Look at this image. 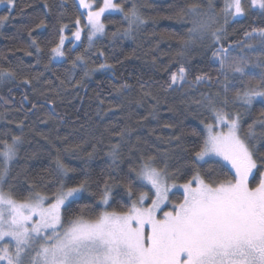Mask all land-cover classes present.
<instances>
[{
  "label": "snow or ice",
  "instance_id": "6c2138e0",
  "mask_svg": "<svg viewBox=\"0 0 264 264\" xmlns=\"http://www.w3.org/2000/svg\"><path fill=\"white\" fill-rule=\"evenodd\" d=\"M0 4L7 6L9 14L16 7L15 0H0ZM49 7L45 0L44 9ZM59 7L66 8L67 4L62 2ZM74 7L86 10V15L80 11L76 16L73 45L83 42L86 31L88 46L83 55L69 61L70 70L81 69L83 77L113 71L114 66L106 62L89 67L86 56L95 39L106 35L101 19L105 13L121 14L127 25L112 34L114 40L139 31L146 20L138 4L135 0L131 6L116 0H74ZM250 14L264 17V0H223L219 8L214 0H208L206 7L191 2L176 13L180 27L185 29L179 55L183 57L196 51L198 44L207 43L214 49L211 62L219 66L215 79L201 73L189 81L181 66L166 81L169 91L191 97L187 101L190 110L195 105L211 113L210 122L200 121L202 131L193 130L199 142L191 150V168L187 169L191 175L183 184L174 182L180 170L170 171L167 151L159 156L136 146L130 150L127 173L122 179L113 175L122 163L121 142L130 132L122 128L113 133L119 139L106 154L112 171L102 185L97 181L94 186L88 172L96 151L93 145L79 172L58 154L46 183L41 177L28 181L26 187L13 186L8 177L24 137H0V264H264V28L245 31L243 40L224 46L229 22ZM8 19L7 15L0 16V25ZM45 26L44 20L36 25ZM68 29L64 23L57 28L59 40L50 48L49 62L68 60L64 51ZM28 47L41 52L36 39H31ZM236 48L239 53L232 55ZM103 55L98 52V56ZM17 75L12 68L0 67V82L15 81ZM30 82L23 80L25 85ZM201 85L215 86V95L195 98L193 93ZM148 96L151 94L144 93L136 103L141 104ZM256 104L261 107L259 117L245 130L243 117ZM23 124H17L21 132ZM175 140L179 142L180 137ZM78 148L65 151L75 154ZM205 165L207 169L201 171ZM134 188L144 190L137 195ZM175 188L183 190V198L164 211ZM125 197L128 202L121 203ZM113 203L121 210L109 211Z\"/></svg>",
  "mask_w": 264,
  "mask_h": 264
},
{
  "label": "trees",
  "instance_id": "16d2710c",
  "mask_svg": "<svg viewBox=\"0 0 264 264\" xmlns=\"http://www.w3.org/2000/svg\"><path fill=\"white\" fill-rule=\"evenodd\" d=\"M46 2L50 6L47 10L44 9L45 0H15L16 7L10 14L6 5L0 7V16H9L7 22L0 25V67L12 68L18 73L15 81L0 82V137H24L18 159L8 177L9 183L26 187L28 181L40 180L41 177L44 178L42 183H46L50 179L49 169L55 167L58 154L79 172L82 160L95 145L96 151L89 161L88 172L94 186L97 181L102 185L103 180L108 178L107 173L112 171L109 169L111 160L106 154L111 144L119 139L113 133L122 128L130 132L121 142L122 163L113 175L122 179L123 173H127L131 166L128 163L130 150H135L136 146L159 156L167 151L170 171L180 170L174 182L185 183L191 175L187 171L191 168V150L199 142V137L193 136V130L202 131L200 121L210 122L211 113L195 105L190 110L187 101L191 97H184L180 91H169L166 81L181 66L185 67L189 81L201 73H207L213 79L217 76L219 66L211 62L214 49L207 43L198 44L196 51L190 54L179 55L185 29L180 27L176 13L191 2L206 7L208 0H135L146 23L131 36L116 40L112 34L125 28L126 22L121 14L104 15L101 19L106 35L95 39L86 59L89 67L106 62L114 69L94 72L90 77H83L79 68L71 71L69 63L77 54H84L88 46L85 32L82 33L83 42H75V47L72 40L65 42L64 51L68 60L49 62L50 48L59 40L57 28L61 23L68 24L65 35L69 37L75 30L73 24L80 10L74 7V0ZM62 2L67 4L66 8L59 7ZM116 2L131 6L133 0ZM214 3L219 8L223 0H214ZM41 20L46 26L37 28ZM84 24L82 21L81 27ZM253 28H264V17L250 14L238 22L230 21L226 26L224 46L243 40L244 32ZM31 39L37 40L41 48L39 54L35 48L28 47ZM29 51L33 53L31 56L25 54ZM98 52L104 55L98 56ZM24 79H29L30 84L25 85ZM61 81L64 83L61 84ZM124 84L129 87L123 88ZM216 91L215 86L201 85L193 96L215 95ZM144 93L151 96L137 104L136 101ZM25 96L27 100L23 99ZM229 110L234 109L230 107ZM260 112L261 107L256 104L250 114L244 115L245 130ZM20 121L24 122L22 132L17 127ZM175 137H180V141L177 142ZM169 140L171 143H168ZM77 145L79 148L75 154L65 151ZM207 167L205 165L201 171ZM79 178L84 177L80 175ZM7 187L8 184H5V190ZM141 190L144 189L134 188L137 195ZM169 198L170 203L165 210H171L172 204L182 200L183 195L173 192ZM127 202L125 197L121 203ZM112 210L121 209L113 203L109 208V211Z\"/></svg>",
  "mask_w": 264,
  "mask_h": 264
},
{
  "label": "rangeland",
  "instance_id": "374dc122",
  "mask_svg": "<svg viewBox=\"0 0 264 264\" xmlns=\"http://www.w3.org/2000/svg\"><path fill=\"white\" fill-rule=\"evenodd\" d=\"M100 2L102 3V0H100ZM1 6H4V5H3V4H0V7H1ZM80 11H83V12L85 13V15H86V10H82V9H81ZM107 14H110V13H105V15H107ZM111 14H119V13H111ZM84 22L86 23V20H84ZM85 35H86V40H87V32H86V31H85ZM65 36H66V35H65ZM66 37H67V36H66ZM69 40H72V34L68 37V39H67L66 41H69ZM66 41H65V42H66ZM87 43H88V42H87ZM239 51H240L239 48L234 49L233 52H232V55H237V54L239 53ZM200 126H201V128H203V125L200 124ZM170 183H171V182H170ZM176 184H177V183H176ZM182 184H183V183H182ZM177 185H179V184H177ZM173 192H179V193H181V194L183 195V190L180 189V188L172 189V191H171L170 193H173ZM170 193H169V194H170ZM164 208H165V207H164ZM164 208H163L164 211H169V210H165ZM159 215L162 216V215H163V212H160Z\"/></svg>",
  "mask_w": 264,
  "mask_h": 264
},
{
  "label": "water",
  "instance_id": "95a60500",
  "mask_svg": "<svg viewBox=\"0 0 264 264\" xmlns=\"http://www.w3.org/2000/svg\"><path fill=\"white\" fill-rule=\"evenodd\" d=\"M229 45H232V44H229ZM227 46H228V45H227ZM227 46H226V47H227ZM48 107H49V105H48Z\"/></svg>",
  "mask_w": 264,
  "mask_h": 264
}]
</instances>
